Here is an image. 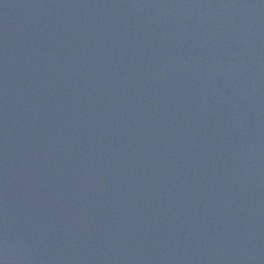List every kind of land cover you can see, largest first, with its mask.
Here are the masks:
<instances>
[{"label":"water","instance_id":"1","mask_svg":"<svg viewBox=\"0 0 264 264\" xmlns=\"http://www.w3.org/2000/svg\"><path fill=\"white\" fill-rule=\"evenodd\" d=\"M0 264H264V0H0Z\"/></svg>","mask_w":264,"mask_h":264}]
</instances>
